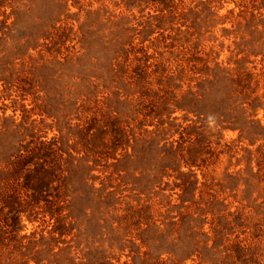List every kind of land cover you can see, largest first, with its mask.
<instances>
[{"label":"rangeland","instance_id":"1","mask_svg":"<svg viewBox=\"0 0 264 264\" xmlns=\"http://www.w3.org/2000/svg\"><path fill=\"white\" fill-rule=\"evenodd\" d=\"M158 111L172 126L153 139ZM103 117L141 141L136 157L96 148L111 152L90 172L66 164L96 144ZM178 144L200 153L181 163L193 173L157 176L163 148ZM32 148L66 176L45 188L68 190L65 230L43 202L12 220L5 210L0 264L174 261L166 251L180 248L150 231L182 221L170 234L181 243L191 218L209 245L222 230L264 264V0H0V171Z\"/></svg>","mask_w":264,"mask_h":264},{"label":"trees","instance_id":"2","mask_svg":"<svg viewBox=\"0 0 264 264\" xmlns=\"http://www.w3.org/2000/svg\"><path fill=\"white\" fill-rule=\"evenodd\" d=\"M168 4L165 5L164 10L168 9ZM145 73V72H144ZM142 76H139V79L142 80ZM242 78H237L236 80L230 79V82L233 84L240 85ZM140 81V80H139ZM138 81V82H139ZM136 82L138 85L139 92L142 89V85ZM187 97L191 98V101L197 102L196 97L197 93H188ZM140 105V104H138ZM167 107V106H166ZM166 111V109L162 108V114ZM158 120L153 131H150V134H153V139L160 137L166 131H168L172 124L171 121H164L162 119L161 111H158ZM119 119V117H118ZM161 119V120H159ZM164 121V122H163ZM164 123L167 124L168 129L164 127ZM120 125V124H119ZM96 132L93 135V141H96V144H85L84 157L82 158H74L71 154L68 155L66 160L69 163L71 159H77L80 161L82 159L81 166L90 172L93 166H90L88 163L90 161H97L96 157H104L110 154L111 151H108L105 154L103 151H95L96 148H109L115 150L116 148L124 149L123 156L129 158H135L136 154V144L141 141H136V139H132L128 134L125 133V130L117 125H112L111 121H109V117H103L101 121V125L95 127ZM144 132H147L144 130ZM133 135V134H132ZM133 141L131 144L130 141ZM107 142H110L107 144ZM89 143V142H88ZM131 148L132 151L128 153V148ZM36 148L32 149H23L15 151L10 158L8 165L9 167L6 170L0 171V214H3L7 220H12L17 217V214L28 212L30 215L33 213L34 209L40 207V203L43 202L44 206L40 207L42 211L48 213L50 217L55 219L56 226L53 228V231H58L60 234L65 230V215H62V210L69 206V201L65 200V197H68L65 190H61L62 187H56L53 190L54 194H50L49 190L45 189L49 186L50 183L57 179L59 181V185H61L66 176H63V180L60 176H57L53 173V166L50 165L54 163L49 161L51 158L49 156L40 157L39 153H35ZM166 153H165V151ZM184 150L181 144H178L176 147L172 148L171 146L163 148V160L164 164L157 169L156 175H167L170 174L167 172L177 171L178 178L181 176H189L192 174V170H189L187 173H183L180 171L181 163L187 166H193L199 160L200 153L195 152L193 148L186 149V153L183 154L181 151ZM50 158V159H48ZM87 158V159H86ZM91 158V159H90ZM162 160V162H163ZM61 161V160H60ZM93 164V165H94ZM71 169H67L70 171ZM65 171V169H62ZM188 179V178H187ZM186 183V181H183ZM191 182V181H190ZM65 184V183H64ZM58 185V186H59ZM68 185V184H67ZM20 190H24L25 198H20ZM66 191V192H65ZM64 206L62 205V203ZM195 219L191 218L189 220V224L185 227L186 235L188 240L182 241L179 243V237L171 238L170 234H178L181 235V227L182 221L163 223L164 228L160 229L157 225L153 226L154 223H147V229L151 230L150 232H155L156 235L162 236L165 241L164 244L168 245L172 243L175 247L180 248L178 251L180 252H172L169 250H164L166 253L172 256H179V259L174 257V261L169 259V261H160L157 264H182L184 260L192 258L194 255L197 256L200 260V263L204 264H256L253 260V256L250 252L249 247L241 246L239 242L225 244V240L223 238V231L216 230L214 231V239H212L211 245L208 244L209 237L204 232L196 231V229H201L197 226V224H193ZM11 226V225H10ZM176 227V228H175ZM175 228V229H173ZM179 228V229H177ZM145 230V231H146ZM199 232V233H198ZM194 236H193V235ZM200 234L205 237L206 240L199 241L197 240V235ZM155 239L154 241H157ZM155 243V242H154Z\"/></svg>","mask_w":264,"mask_h":264}]
</instances>
